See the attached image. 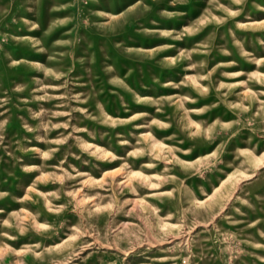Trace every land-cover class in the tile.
I'll use <instances>...</instances> for the list:
<instances>
[{
    "label": "rangeland",
    "instance_id": "rangeland-1",
    "mask_svg": "<svg viewBox=\"0 0 264 264\" xmlns=\"http://www.w3.org/2000/svg\"><path fill=\"white\" fill-rule=\"evenodd\" d=\"M0 264H264V0H0Z\"/></svg>",
    "mask_w": 264,
    "mask_h": 264
}]
</instances>
